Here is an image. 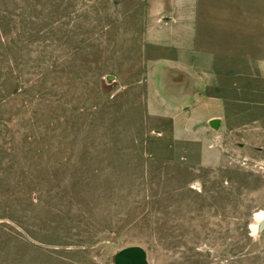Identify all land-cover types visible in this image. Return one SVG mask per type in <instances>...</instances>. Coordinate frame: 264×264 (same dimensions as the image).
I'll return each mask as SVG.
<instances>
[{"label":"rangeland","instance_id":"obj_1","mask_svg":"<svg viewBox=\"0 0 264 264\" xmlns=\"http://www.w3.org/2000/svg\"><path fill=\"white\" fill-rule=\"evenodd\" d=\"M244 1V40L213 41L242 55L199 92L228 112L181 132L151 103L177 49L148 36L179 0H0V264L136 246L147 264H264V0Z\"/></svg>","mask_w":264,"mask_h":264},{"label":"crops","instance_id":"obj_2","mask_svg":"<svg viewBox=\"0 0 264 264\" xmlns=\"http://www.w3.org/2000/svg\"><path fill=\"white\" fill-rule=\"evenodd\" d=\"M220 1L223 0H179V4L173 6L180 11L177 16L151 19L148 32L150 41L156 45L174 47L178 56L177 59L164 58L161 60L164 63L154 62L160 64L153 67L152 80L159 81L155 88L160 87L161 90L157 92L158 96L151 98V103L157 101L161 106L166 104L168 109L154 110V113L161 115L160 119L181 122V132L186 128L184 121L194 122L195 119L209 121L217 130L219 121L228 112L223 97L214 95L204 99L199 93L205 83L204 74L209 73L208 77L216 81L219 74L230 71L231 57L242 55L241 48L213 47V41L223 38L231 29L237 30V39H242V26L248 23L242 14L246 1H233L238 6L234 14H231L234 10L231 6L226 7L223 13ZM162 7V12L166 13L170 12L172 6L169 0H164ZM204 56L212 58L209 69L201 62Z\"/></svg>","mask_w":264,"mask_h":264},{"label":"water","instance_id":"obj_3","mask_svg":"<svg viewBox=\"0 0 264 264\" xmlns=\"http://www.w3.org/2000/svg\"><path fill=\"white\" fill-rule=\"evenodd\" d=\"M264 230V219L260 223V231ZM117 264H147L146 254L142 247H128L120 251L116 257Z\"/></svg>","mask_w":264,"mask_h":264},{"label":"bare ground","instance_id":"obj_4","mask_svg":"<svg viewBox=\"0 0 264 264\" xmlns=\"http://www.w3.org/2000/svg\"><path fill=\"white\" fill-rule=\"evenodd\" d=\"M258 216H259V218L261 219V221L264 219V211L262 210V211H260L259 213H258Z\"/></svg>","mask_w":264,"mask_h":264}]
</instances>
